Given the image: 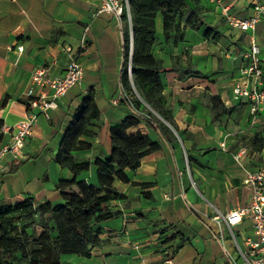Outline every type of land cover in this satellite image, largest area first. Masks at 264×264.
<instances>
[{
  "label": "crops",
  "instance_id": "0c3cea01",
  "mask_svg": "<svg viewBox=\"0 0 264 264\" xmlns=\"http://www.w3.org/2000/svg\"><path fill=\"white\" fill-rule=\"evenodd\" d=\"M228 1L231 7L238 5L240 13L247 9L240 16L245 19L251 3L261 0ZM196 4L188 5L198 9L197 16L204 26L213 27L219 33L220 9L206 0H197ZM96 6L97 0H0V127L4 132L28 113L23 92L30 86L33 71L45 68L51 77L62 75L67 63L63 47L76 52L82 69L79 83L56 100L45 115H37L24 141L21 157L3 158L2 204H18L25 197L32 198L34 205L61 203L55 184L69 180L70 173L59 169L53 159L70 114L87 89L93 91L99 115L89 128L94 136H81V149L73 154L76 159L89 163L87 171L78 179L94 184L91 163L108 155L109 128L132 115L116 100L122 63L121 25L118 27L108 15L94 17ZM208 8L220 16L216 17ZM158 30L160 35V20ZM189 31L201 35V29ZM235 32L242 44L238 55L241 65L247 43L253 39L264 67V17L252 33ZM80 40L85 45L82 49H79ZM19 46L21 52L17 51ZM151 52L164 67L159 78L173 122V128H168L176 142L165 141L153 123L140 121L131 128V132L146 135L157 148L140 159L135 171H124L128 183L114 181L112 187L121 197L112 201L110 207L119 215L95 225L100 243L91 249L89 257L64 255L59 264H158L165 256L177 264H224L221 248L232 252L231 235L241 250L245 249L241 234L251 238L247 222L232 228L222 223L217 228L211 218L247 202L249 192L241 185L242 168L264 166V148L260 152L246 148L250 136L258 134L264 138V101L252 121L247 104L231 103L230 85L236 77L226 86L227 90H221V86L199 72L200 78L180 77L170 71L176 63L169 64L167 55L157 52L154 44ZM178 65L185 64L178 62ZM214 96L227 112L212 119L208 107L209 98ZM7 136L4 133L3 140ZM238 149H245L240 158L241 167L231 159V154ZM146 183L149 185H132ZM202 224L213 233L221 232L222 243L218 244ZM35 232L39 234L40 229L36 228Z\"/></svg>",
  "mask_w": 264,
  "mask_h": 264
},
{
  "label": "trees",
  "instance_id": "16d2710c",
  "mask_svg": "<svg viewBox=\"0 0 264 264\" xmlns=\"http://www.w3.org/2000/svg\"><path fill=\"white\" fill-rule=\"evenodd\" d=\"M128 4L129 26L121 20L119 86L130 97L133 109L150 118V122L145 123L155 124L168 143L176 142L168 128H173V122L171 112L165 106L159 78L164 67L151 52L156 39L155 19L160 20V35L165 42L177 38L182 28L201 29L202 37L212 40H218L220 35L215 28L204 26L197 16L198 9L189 8L187 0H128ZM170 71L180 77H202L189 64L180 67L176 63ZM208 109L212 119L227 112L217 96L209 98ZM151 110L162 122L153 121ZM98 115L93 91L89 88L71 112L54 155L56 166L70 173L69 180H59L55 184L60 204L34 205L30 197L14 205L0 203V264H59L64 255L88 258L91 249L100 243L99 229L95 225L119 215L110 207L112 201L121 197L112 187L114 181L128 183L124 171H135L140 159L157 145L149 142L146 135L131 132L141 120L133 115L126 116L109 128L108 155L95 158L91 163L94 184L78 179L87 171L89 163L76 159L73 154L81 149V136H94L89 128ZM246 148L260 152L264 148V138L258 134L250 136ZM36 228L40 229L39 234H36Z\"/></svg>",
  "mask_w": 264,
  "mask_h": 264
},
{
  "label": "built area",
  "instance_id": "2783aa9c",
  "mask_svg": "<svg viewBox=\"0 0 264 264\" xmlns=\"http://www.w3.org/2000/svg\"><path fill=\"white\" fill-rule=\"evenodd\" d=\"M220 9V14L228 24L239 32L252 33L254 27L264 17V0L251 3L249 15L245 19H238L227 15L228 9L222 6L219 0H206ZM108 15L112 17L118 27L121 20L130 24V11L128 0H97V6L93 16ZM80 40L79 49L84 48ZM67 56L62 75L51 77L47 69L39 68L30 74V86L23 92L28 113L23 120L18 122L9 131L4 132L0 127V171H2V160L5 156L13 159L21 157L24 141L30 135L31 128L35 124L38 114L45 115L46 110L54 107V103L62 97L67 90L76 86L80 79L82 69L76 59V52L70 47H63ZM21 52V47H17ZM264 70L258 58V47L253 39L247 43V49L242 55V65L238 75L230 85V99L232 104H247L251 120L258 106L264 101L263 91ZM34 87L37 91L34 92ZM116 100H120L129 112L142 122H150V118L135 111L130 103V97L125 95L118 86ZM115 100V101H116ZM8 133L7 139L3 140L2 135ZM245 149H238L231 154L234 163L241 167L240 158L244 155ZM192 185V183H191ZM241 185L249 192L245 204L229 210L224 215L216 214L211 218L214 225L219 228L222 223L232 228L247 222L251 232V238L240 236V241L245 247L244 250L236 243L231 235L232 252L221 248V256L224 264H264V166L260 165L254 169L242 168ZM202 226L212 235L218 244L224 238L221 232H211L204 224ZM239 260V263H238ZM158 264H177L170 257L165 256Z\"/></svg>",
  "mask_w": 264,
  "mask_h": 264
},
{
  "label": "rangeland",
  "instance_id": "374dc122",
  "mask_svg": "<svg viewBox=\"0 0 264 264\" xmlns=\"http://www.w3.org/2000/svg\"><path fill=\"white\" fill-rule=\"evenodd\" d=\"M238 1V0H237ZM237 1H235L237 3ZM241 1V0H240ZM188 4L197 6L193 3V0H187ZM224 6L228 7L227 15L240 19L244 12H238V5L230 6L229 1H223ZM216 17L220 15L211 8L207 9ZM185 15V13H183ZM158 20L155 19L156 41L154 48L157 52L167 55L169 64L187 62L193 66V69L200 74H204L213 81L217 86H221V90H227L229 82L238 75L241 67V58L238 56L242 50L240 42L237 40L236 29H233L225 18L220 17L221 22L217 25L218 31L221 34V38L218 41L211 39H202L201 35L193 34L187 28H182L181 33L177 38L170 41H163L158 30ZM122 26V25H121ZM257 26V25H256ZM182 27V24H180ZM202 41V42H201ZM201 42L199 46L197 44ZM195 44V45H188ZM234 45L237 46V50L234 51ZM197 51L191 55V51ZM154 55V53H153ZM223 86V87H222ZM152 118L154 122H162L159 116L151 110Z\"/></svg>",
  "mask_w": 264,
  "mask_h": 264
},
{
  "label": "water",
  "instance_id": "95a60500",
  "mask_svg": "<svg viewBox=\"0 0 264 264\" xmlns=\"http://www.w3.org/2000/svg\"><path fill=\"white\" fill-rule=\"evenodd\" d=\"M167 125V124H166ZM168 126V125H167Z\"/></svg>",
  "mask_w": 264,
  "mask_h": 264
}]
</instances>
